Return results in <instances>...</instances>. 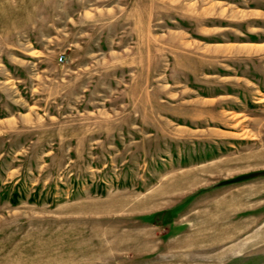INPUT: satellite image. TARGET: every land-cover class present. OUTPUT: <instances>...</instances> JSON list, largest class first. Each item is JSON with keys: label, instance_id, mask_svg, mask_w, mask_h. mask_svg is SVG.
<instances>
[{"label": "rangeland", "instance_id": "rangeland-1", "mask_svg": "<svg viewBox=\"0 0 264 264\" xmlns=\"http://www.w3.org/2000/svg\"><path fill=\"white\" fill-rule=\"evenodd\" d=\"M0 264H264V0H0Z\"/></svg>", "mask_w": 264, "mask_h": 264}]
</instances>
